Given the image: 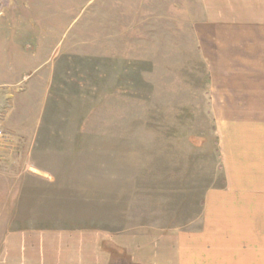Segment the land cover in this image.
<instances>
[{
    "label": "rangeland",
    "instance_id": "rangeland-1",
    "mask_svg": "<svg viewBox=\"0 0 264 264\" xmlns=\"http://www.w3.org/2000/svg\"><path fill=\"white\" fill-rule=\"evenodd\" d=\"M258 26V0H0V242L25 231L18 264H135L104 241L138 235L143 257L147 228L203 212L257 94Z\"/></svg>",
    "mask_w": 264,
    "mask_h": 264
},
{
    "label": "crops",
    "instance_id": "crops-1",
    "mask_svg": "<svg viewBox=\"0 0 264 264\" xmlns=\"http://www.w3.org/2000/svg\"><path fill=\"white\" fill-rule=\"evenodd\" d=\"M258 5L260 80L253 100L236 102L244 111L223 134L224 189L209 192L204 211L189 223L161 234L153 226L147 228L143 257L134 247L139 243L137 234L130 244L105 240L108 254L110 249L126 257L128 250L135 264H264V0ZM5 236L0 264L24 263L25 231H8ZM107 258L111 259L106 254Z\"/></svg>",
    "mask_w": 264,
    "mask_h": 264
},
{
    "label": "built area",
    "instance_id": "built-area-1",
    "mask_svg": "<svg viewBox=\"0 0 264 264\" xmlns=\"http://www.w3.org/2000/svg\"><path fill=\"white\" fill-rule=\"evenodd\" d=\"M2 135H3V131H2V124H1V121H0V138H2Z\"/></svg>",
    "mask_w": 264,
    "mask_h": 264
}]
</instances>
